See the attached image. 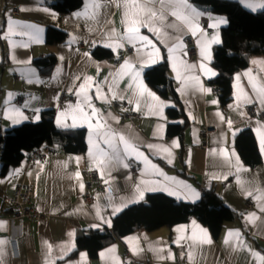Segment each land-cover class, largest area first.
Here are the masks:
<instances>
[{
	"label": "crops",
	"instance_id": "0c3cea01",
	"mask_svg": "<svg viewBox=\"0 0 264 264\" xmlns=\"http://www.w3.org/2000/svg\"><path fill=\"white\" fill-rule=\"evenodd\" d=\"M189 3L201 13L193 25L196 34L193 35L192 30L183 25L180 33L171 29L166 30L173 38L169 43L176 42L180 45L171 60L165 44L147 28L140 30L141 34L151 39L159 49L156 57L159 62L147 69L158 65L162 61L163 52L165 53L169 73L185 113V118L167 116L166 110L173 107V103L162 99L147 84L143 77L147 70L145 69L141 79L146 87L160 101L170 104L163 110L164 119H161L156 114L155 102L146 95L137 96L136 83L132 81L130 74L127 70L121 73V66L125 60L136 61L137 47L141 48V55L146 49L139 44L133 47L127 42L107 38L113 31L117 36L124 34L125 25L122 20L125 9L118 6L123 4V0H84L79 10L67 15H60L49 8L44 4V0H0L1 136L23 123L38 122L44 111H53L55 126L65 130L84 131L86 144L84 153L69 154L64 153L56 145L44 143L48 148L44 160L33 163L24 160L10 168L6 175L0 176V241L4 242L0 244L2 251L0 259L3 264H47L49 258L55 261V264L66 262L75 264L81 260V253L85 254L83 264H131L134 261L141 264H189L188 245L191 240L187 238L193 234L201 238L200 229L206 230L207 239L211 243L202 244L196 249L195 264H264L260 259L264 258V212L260 211V207L264 206V199H261L264 196V151L260 143L261 136L264 135V107L253 94L249 84L250 77L246 75L249 73L253 82L264 83V55L252 56L248 66L234 74L232 100L226 108H221L208 82L217 75L216 69L212 66L213 48L221 43V30L227 23L218 28L209 25L215 22V18H226L207 11L206 7L194 3L193 0H189ZM94 4H98L99 8L95 10L94 18H87L93 15ZM241 6L251 13L264 10L258 9L253 12ZM149 7L160 11L159 0H153ZM12 8L17 9V15L11 13ZM77 13L81 14L79 18L76 16ZM165 15L166 22L179 23L174 17L167 13ZM9 19L19 25L32 26L18 28L16 31L29 32L38 38L29 39L28 35L10 34L7 23ZM203 19L206 20L205 25L202 23ZM48 28L64 31L67 35L66 42L55 46L46 45L44 34ZM36 29L41 31L36 33ZM213 35H218L220 43L208 45L211 54L209 62L202 58L201 51L207 42L211 41ZM176 36L180 37L179 41L175 40ZM188 38L193 39L196 50V55L192 58L188 55L185 43ZM105 43H122V46L114 51L105 47ZM93 48L106 49L111 53V57L98 59L92 54ZM86 53L88 55H85ZM48 55L54 56L56 62L50 73L44 75L33 61ZM179 62L194 66L191 72L187 73L191 86L183 91L177 73L173 71V64L179 67ZM202 63L211 68L216 75L209 78L208 74L201 70ZM185 75L181 72L182 79ZM76 77L80 79L77 80ZM191 77H195L196 80L192 81ZM84 78H91L89 81L91 87L86 89L91 108H95L100 117L108 121L112 130L137 143L140 151L148 158V165L133 158L125 160L128 167L123 163H114L102 171L90 157L89 153L92 145L96 143V138L93 137L90 144L88 119L76 111L79 101L75 93L79 90V84L84 82ZM129 84H132V88H129ZM96 86L101 89L99 93L96 92ZM109 87L117 98H113V93L108 91ZM200 87L210 89V92H203ZM245 95L252 102L246 103ZM120 96H123V99H120ZM63 97H72L73 100H65ZM16 99L21 101L16 103ZM129 100H132V103H129ZM115 101H122L124 104L119 108H113L111 103ZM69 105L72 107L69 108ZM13 108L19 109L22 117L26 119L14 124L13 120L21 117L11 111ZM91 108L85 110L90 112ZM61 112H65L66 115L61 116ZM122 113H137L138 117L123 120L120 117ZM36 116L39 118L36 119ZM58 117L61 125L68 126H58ZM74 120L77 125L82 126L71 127ZM184 120L187 126L182 138L168 134L169 125H179ZM228 121H231V125ZM92 124L95 129L94 120ZM204 127L212 128L214 132L208 135L206 147L201 148L202 140L199 133ZM246 130L252 133L260 155V163L253 168L242 162L235 147V138ZM174 142L177 147L172 146ZM148 144L154 148L148 149L146 147ZM100 146L104 147L103 144ZM163 149H168L171 163L165 158L168 153ZM220 149H224L225 154L221 155ZM151 165H155L164 175H158ZM88 171H96L99 176L98 181L89 190L86 188L85 176ZM21 183L34 187V202L37 210L43 215L38 220L8 219L9 209L4 199ZM183 185L195 190L199 194V199L193 200ZM214 185L217 186L222 203L236 214L234 220L225 224L218 239L212 237L206 226L192 219L171 228L163 227L153 232L140 230L128 234L102 248L96 258H91L85 250H80L75 256L70 257L76 249V238L80 232L111 228L107 223L99 228L92 227L99 223L98 210L105 220L111 221L112 225L113 218L120 213L112 214L110 205L113 203L128 202L130 197L137 196V202H128L124 210L140 203L148 194H164L175 201L196 203L201 198L202 189ZM137 187L141 190L142 198L136 193ZM86 194L91 197L88 203L84 202ZM248 203L251 204L250 207H247ZM253 213L256 219L249 222L250 214ZM229 232L233 233L231 237L228 236ZM236 233L239 234V238ZM226 238L229 239L227 245ZM47 245L52 246L51 257ZM66 245L74 247L67 253L65 259H57ZM112 249L114 251H110ZM101 253L104 255L101 256ZM253 253L257 255L254 256Z\"/></svg>",
	"mask_w": 264,
	"mask_h": 264
},
{
	"label": "trees",
	"instance_id": "16d2710c",
	"mask_svg": "<svg viewBox=\"0 0 264 264\" xmlns=\"http://www.w3.org/2000/svg\"><path fill=\"white\" fill-rule=\"evenodd\" d=\"M193 2L206 7L211 13L224 16L228 21L221 30V43L213 48L212 66L217 75L208 82L220 107L226 108L232 100L234 74L246 68L252 56L264 55V10L251 13L230 0ZM44 4L60 15H67L79 10L84 0H44ZM66 40V33L60 29L48 28L45 31L46 45H61ZM92 54L98 59L111 57V53L102 48H93ZM55 62V57L48 55L34 60L33 64L42 74L47 75ZM143 77L162 99L173 103V107L166 110L169 118H185L164 52L162 61L147 69ZM186 126L184 120L182 124L169 125L167 132L182 138ZM44 143L56 145L64 153L81 154L86 149L85 132L56 127L53 111H44L38 122L23 123L8 130L3 137L0 130V176L6 175L10 168L26 160L34 149ZM235 147L247 166L253 168L260 163V155L250 131H243L235 138ZM216 187L214 185L202 189L201 198L196 203L175 201L164 194H148L140 203L124 209L114 217L110 229L80 232L76 238V249L70 257L85 250L91 258H96L102 248L128 234L140 230L153 232L163 227L171 228L192 219L206 226L212 237L218 239L225 224L234 220L236 214L222 203Z\"/></svg>",
	"mask_w": 264,
	"mask_h": 264
},
{
	"label": "snow or ice",
	"instance_id": "6c2138e0",
	"mask_svg": "<svg viewBox=\"0 0 264 264\" xmlns=\"http://www.w3.org/2000/svg\"><path fill=\"white\" fill-rule=\"evenodd\" d=\"M153 2V0H123L122 6L124 11V18L122 20V23L125 25L124 27V34L122 36H117L115 32L113 31L111 34L108 35L109 40H117L121 42H127L128 44L132 45L133 47H136L137 44L142 45L144 49H146L145 53L141 55V48L137 47V59L135 62L132 60H125L123 65L121 66V73L127 72L130 74V77L133 82L136 83V89L135 94L137 96H147L152 101L155 102V110L156 114L159 115L161 119H164L163 110L166 107H169L170 104L160 101V99L151 92L146 85L144 84L143 80L141 79L142 73L147 69L148 67H151L152 65H155L159 61L157 60V54L159 53V49L156 47V45L153 43L151 39H149L147 36L141 34V28H147L158 40H160L161 43L165 44L168 48V54L169 58L171 60L173 53H175L178 48L180 47L179 43L173 42L169 43V40L173 39L170 37L167 33V29H171L176 33H180L181 31V25L187 27L188 29L192 30L193 35L196 34L195 28L193 27L195 20L201 15L200 12H198L195 8L191 6L189 3V0H159L160 3V11L155 10L152 7H149V5ZM238 3L243 5L245 8L255 12L258 9H264V0H237ZM99 8L98 4L93 5V15L89 16L87 18H94L95 10ZM22 11L24 9H21ZM167 13L168 15L175 18V21L179 22H166L167 16L165 15ZM77 18L81 16L80 13L76 14ZM211 18V17H210ZM228 21L224 18H215V22L213 24H210L209 27L212 28H218L222 24H226ZM8 32L12 35H28L29 39H37L38 37L33 35L29 32H23V31H16L18 28H31L30 25H19L17 22L12 21L11 19L8 20ZM41 30L36 29L35 32L39 33ZM180 37L176 36L175 40L179 41ZM212 43H220V40L218 38V35H213L211 41L207 42V44L204 46V48L201 51V56L204 60H208L210 62L211 60V54L208 51V45ZM105 47L112 48L114 51L122 46V43H105ZM85 55H88L87 53ZM63 59V57H61ZM253 63H257L256 61H253ZM194 66L187 65L183 62H179V67H177L176 64H173V71L177 73V79L182 84V91L190 87L191 84L189 82V79L187 78V73H190L192 68ZM201 70L208 74L209 78L211 76H215L216 73L211 69L207 68L203 63L201 64ZM181 72H184L185 78H181ZM246 75H249V84L252 88L253 94L257 97L258 102L261 104L262 107H264V83H258L253 82V78L249 73H246ZM75 79H80V77H76ZM91 78H84V82L79 84V90L76 91V96L78 97V103L76 105V111L80 113L82 116L86 117L88 119V128H89V142L92 144V138H96V143L92 145V150H90V157L97 163L99 168L103 171L108 169L111 165L114 163H123L125 167H128L129 165L125 163L126 159H136L141 162H143L145 165L149 164L148 158L144 156V154L140 151L139 145L137 143H134L131 139L127 138L125 135L112 130L110 125L108 124V121L102 117H100V114L97 112L95 108H91L90 105V97L86 94V89L90 88L91 85L89 83ZM239 79V77H237ZM192 81H195V77H191ZM197 86L198 81H196ZM129 88H132V84H129ZM200 90L203 92H210V89H204L200 87ZM71 92L72 89H69ZM101 91L99 86H96V92L99 93ZM108 91L110 93H113V90L111 87H109ZM113 98H117L115 93H113ZM120 99H123V96L119 97ZM244 101L246 103L252 102L251 99L245 95ZM129 103H132V100H129ZM137 106H139V100L136 101ZM215 103V101H213ZM69 108L72 106L69 105ZM91 108V111L88 112L85 109ZM11 111L17 113V116H20L21 119L13 120L14 124H18L22 121V119H26L25 117H22V114L20 113L19 109L13 108ZM38 112L39 110H35ZM61 116L66 115L65 112L60 113ZM219 116L220 114L217 113ZM39 117L36 116V119ZM111 119H115L114 117H110ZM223 119V117H221ZM93 120L95 121V129H93ZM58 126L67 127L68 125H61L60 119L58 117L57 119ZM228 124L231 125V121H228ZM82 125H77L75 123V120L71 127H77ZM261 149L264 151V135L261 136ZM103 144L104 147H101L100 145ZM173 147H177L178 145L174 142ZM146 147L150 150L154 148L153 145L148 144ZM164 152L168 153V149H163ZM220 154H225L224 149H220ZM235 155L234 153L232 154ZM168 159V162L171 163L170 153H168V156L165 157ZM237 165H239V162L237 161ZM153 169H155V172L163 176L164 174L160 172L158 168L155 167V165H151ZM143 174V173H142ZM79 174H77L78 176ZM165 179H168L165 177ZM179 183V182H176ZM185 189L188 190L190 196L195 199H199V194L195 192V190L191 189L188 185H183ZM83 189V185H81V190ZM159 190H166V189H159ZM137 195L142 198V193L139 187L136 189ZM171 195L172 193L169 192ZM251 194V192H249ZM179 198V197H178ZM261 199H264V196L261 197ZM131 203L137 202V196L130 197L129 201ZM128 202H121L119 204L113 203L110 205L112 209V214H118L123 210L124 207L127 206ZM260 211L264 212V206L260 207ZM97 217L99 220L98 224L92 225V227L99 228L102 224L107 223L109 227H111V221L105 220L103 215L99 212H97ZM256 219L255 214H250L249 222H254ZM195 224V222H193ZM179 231V229H178ZM200 232L202 233L201 238H197L195 234H193L191 237H188L187 239L191 240V243L188 245V259L189 264H195V254L196 249L205 243H211L210 240L207 239V232L204 229H200ZM71 235V234H70ZM233 235L232 232L228 233V236L231 237ZM237 238H239V234L236 233ZM3 241H0V244H3ZM225 244H229V239H225ZM239 246V244L237 245ZM74 247V245H66L63 246V250L61 255L57 257V259L63 260L65 259V256L67 253L71 250V248ZM48 251H49V257H51L52 253V246L47 245ZM114 251V249L110 250ZM104 253H101V256H103ZM254 256H256V253H253ZM0 256H2V251H0ZM85 254L81 253V260L76 261L75 264H83ZM171 258V257H169ZM262 261H264V258H260ZM0 264H3L2 259H0ZM47 264H55V261L51 260L49 258ZM66 264H72V262H66Z\"/></svg>",
	"mask_w": 264,
	"mask_h": 264
},
{
	"label": "built area",
	"instance_id": "2783aa9c",
	"mask_svg": "<svg viewBox=\"0 0 264 264\" xmlns=\"http://www.w3.org/2000/svg\"><path fill=\"white\" fill-rule=\"evenodd\" d=\"M1 11V8H0ZM11 13L13 15H17L18 11L16 8L11 9ZM202 23L205 25L206 20L203 19ZM185 43L187 45V52L190 58L194 57L196 55V50L194 47V41L191 38H188L185 40ZM117 63V62H115ZM65 100L72 101L73 98L69 97H63ZM21 99H16V103L20 102ZM122 101H115L111 103V106L113 108H119L123 106ZM252 110V108H251ZM263 116V115H262ZM120 117L123 120H132L138 117L137 113H122L120 114ZM214 129L209 127H204L199 135L200 139L202 140L201 148L206 147V139L209 134L213 133ZM47 145L42 144L38 148L34 149L26 158V161L28 163H33L36 161H42L46 158L47 154ZM86 176V188L89 190L93 187L94 183H96L99 179L98 173L96 171H88L85 173ZM34 187L30 184L21 183L17 185L14 189L11 195L7 196L4 199V203L9 209V215L8 219L10 221L19 220V221H31V220H38L43 215L37 210L35 202H34ZM91 197L89 195L84 196V202L88 203L90 201ZM251 204H247V207H250ZM131 264H141L137 261H134Z\"/></svg>",
	"mask_w": 264,
	"mask_h": 264
}]
</instances>
